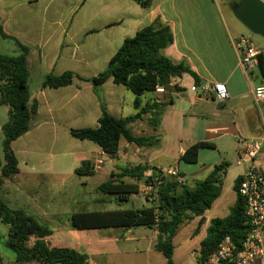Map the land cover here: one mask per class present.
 I'll list each match as a JSON object with an SVG mask.
<instances>
[{"label":"crops","instance_id":"0c3cea01","mask_svg":"<svg viewBox=\"0 0 264 264\" xmlns=\"http://www.w3.org/2000/svg\"><path fill=\"white\" fill-rule=\"evenodd\" d=\"M260 1L264 3V0ZM238 2L150 0L147 7H142L133 0H0L3 32L29 47L28 89L30 101H35L37 106L29 131L10 144L18 172L4 180L0 186V199L9 208L22 209L48 224L59 217L50 206L46 207L53 182L59 183L60 188L64 186L63 182L78 176L74 172L84 161L93 163V175L109 176L106 181L117 178L125 169L144 167L147 170L139 182L142 188L143 180L153 170L177 167L188 184L187 176L197 174L198 170L188 166L194 164L181 161L180 155L192 144L211 142L214 148L210 149L217 150L221 146L219 141L228 137L236 158L243 140L264 137V127L253 99V89L262 85L264 79L258 69L257 73L253 70L246 74L242 68L235 44L243 35L237 36L235 25L228 18L229 13L233 15ZM156 19L167 25L173 36L172 44L162 54L174 63H186L197 76L199 85L195 86L193 78L187 74L174 80L180 91L167 100L159 126L156 129L151 126L149 113L142 115V119L128 125L133 136L144 139L141 145L121 139L116 155L110 157L95 144L77 140L69 132L98 127L101 110L93 87L74 80L65 87L41 88V82L48 73L58 76L69 71L84 79L97 76L106 69L125 39L132 38ZM16 54L17 48L12 42L0 40V55ZM214 83L225 86L228 93L225 101L217 102L201 91L200 88ZM100 91L106 112L111 117L124 119L137 113L135 96L125 87L114 84L112 78L100 85ZM162 97V93L155 91L145 93L140 97L141 107L158 103ZM7 117L8 108L0 105V161L3 158L1 129ZM109 161L117 164L110 168ZM211 166L206 168L207 175L214 167ZM122 180L136 182L128 177ZM103 199L109 200L100 197L93 202L99 203ZM131 201L138 208L145 204L137 196ZM39 207L45 208L44 216L37 213ZM205 213L202 216L204 228L200 231H206L209 225ZM199 220L197 217L187 224L198 225ZM151 230L152 252L159 253L154 249L157 231ZM101 233L99 239L83 248L89 264H152L153 258L159 264H165L161 253L162 258L151 253L143 262L139 259V248H130L131 241L136 244L140 241L128 236L132 229ZM7 234L8 226L0 223V235H3L5 245ZM49 239L46 243L50 247H66L51 246ZM66 248L80 251L76 247ZM5 260L6 264H16L13 254H6ZM0 264H3L1 255Z\"/></svg>","mask_w":264,"mask_h":264},{"label":"trees","instance_id":"16d2710c","mask_svg":"<svg viewBox=\"0 0 264 264\" xmlns=\"http://www.w3.org/2000/svg\"><path fill=\"white\" fill-rule=\"evenodd\" d=\"M142 7H147L150 0H133ZM237 3V2H236ZM234 3V5H236ZM0 40L12 42L17 48L13 56L0 55V105L8 108L7 121L2 125V151L0 161V186L5 179L17 174V160L10 144L29 131L30 122L35 117L37 106L30 101L28 78L29 70L27 56L29 47L3 32L0 22ZM173 42L170 28L156 19L151 25L136 32L132 38L125 39L121 47L109 60L106 69L95 77L84 79L72 72L61 75L48 73L44 75L41 88H60L79 80L89 83L99 98L101 115L97 128L71 129L70 135L80 141H89L110 157L118 151L119 141L141 145L144 140L135 137L128 125L142 119V115H151V126L156 129L164 113L166 102H154L141 107L140 97L145 93L154 92L156 87L164 92L179 90L174 80L187 74L199 85L197 76L184 62L174 63L162 54L163 50ZM258 71L264 79V48L257 56ZM108 78L116 85H121L134 96V106L137 113L124 119H115L107 114L102 101L100 85ZM214 148L211 142H196L180 155V160L187 164H196L201 149ZM227 164L215 165L212 171L193 186L178 185L174 179L165 178L154 193L146 196L144 206L138 208L132 205L133 196L142 192L147 185V168L135 167L125 169L117 178H110L96 188V192L108 197L109 200H99V203H110L111 199L118 209L101 212H79L69 216L70 226L78 231L103 229H120L127 231L135 227H145L157 231L154 249L161 253L165 264H175L172 260V239L186 222L200 217L198 227L203 223V214L209 210L213 202L220 196L222 176ZM91 161H84L75 170V175L91 176L94 172ZM155 170H153L154 172ZM152 172V173H153ZM124 177L136 182L123 181ZM182 177H184L182 175ZM238 178L235 179L233 191L235 200L224 218H213L205 231V237L199 244L197 264L211 255L224 237H229L237 245L247 233L244 217V203L237 195ZM112 197V198H111ZM131 207L121 209L125 203ZM0 223L8 226L6 246L14 256V263L26 264H89L84 252L66 247H50L46 240L51 236V230L32 215L22 209H11L0 199Z\"/></svg>","mask_w":264,"mask_h":264},{"label":"rangeland","instance_id":"374dc122","mask_svg":"<svg viewBox=\"0 0 264 264\" xmlns=\"http://www.w3.org/2000/svg\"><path fill=\"white\" fill-rule=\"evenodd\" d=\"M228 18L235 25V33L237 36L243 35L244 37H249L257 50H262L264 48L263 38L250 33L240 22L235 19L232 13H229ZM254 73H257V70H254ZM178 91H180V89L175 90L174 92L162 93L163 97L161 100L167 103V100L173 96V93ZM219 142L221 143V146H219L217 150H212L210 148L201 149L197 163L194 165H188L194 170H198L197 174L187 176V182L189 186H193L196 181L202 180L207 175L208 170H206V168H208L209 165H212L211 167H213L218 165L219 162H225L228 165L225 174L222 176L221 194L213 203L211 209L208 210L204 215L207 222L213 218H224L228 215L229 208L233 205L235 200V193L233 191L234 181L236 177L242 172L241 167L236 165V158L233 156V146L229 138L225 137ZM219 158L220 160H218ZM121 162L122 161L119 163ZM213 162L215 164H213ZM163 163L165 165L168 164V162ZM113 164L116 165L117 163L114 161H109L108 163L110 168H112ZM200 169L202 170L199 171ZM108 177L109 176H103L99 173H95L94 175L88 177H71L62 183L64 186L61 188L59 183L53 182L50 202L48 205H46V207L48 208V206H50L52 210L56 211L59 217L56 220H50L48 224L39 220L41 223H45V225L51 230L52 234L49 239L51 246L63 245L66 247H76L83 252V248L87 247L90 242H95L96 239H99L102 236L101 232L120 231V229L78 231L73 229L69 223V216L72 213L83 211L101 212L118 209V206L114 203L113 199H111L110 203L93 202L95 198L105 197L104 195L96 192V188L101 183L106 181ZM79 203L81 205H79ZM81 206H84V208H80ZM130 207V202L120 206L121 209H127ZM37 213L44 216L45 208L39 207ZM187 223L189 222L184 223L173 239V261L175 264H197L196 259L198 257L199 242L205 235V229L200 231V229L204 228L203 224L198 227L194 222H191L190 224ZM0 236V255L3 264H6L5 255L8 254L11 256L12 254L6 248L3 235ZM128 236H130L131 239L137 238L140 240L137 244L135 241H131L132 243L130 248H139L140 251L137 256L140 260H142V262L147 259L146 257L153 253L151 249L153 232L151 229L145 227H135L132 228V233L128 234ZM153 254L160 256L159 258H162L159 253ZM133 255L135 256V253H133ZM150 263L159 264L158 260L155 258H153V261H150Z\"/></svg>","mask_w":264,"mask_h":264},{"label":"built area","instance_id":"2783aa9c","mask_svg":"<svg viewBox=\"0 0 264 264\" xmlns=\"http://www.w3.org/2000/svg\"><path fill=\"white\" fill-rule=\"evenodd\" d=\"M235 46L240 52V63L245 73L256 70L259 52L251 39L241 36ZM200 89L217 102L228 98L223 84L214 83L210 87ZM155 92L163 93L164 90L156 87ZM253 99L264 127V82L253 89ZM241 144L236 165L242 168V173L237 177L236 193L244 203L247 233L239 245L229 237H224L216 250L200 264H264V137L243 140ZM165 178L174 179L180 186L185 184L184 177L177 167H161L149 175L144 190L136 196L146 203V196L154 193Z\"/></svg>","mask_w":264,"mask_h":264},{"label":"water","instance_id":"95a60500","mask_svg":"<svg viewBox=\"0 0 264 264\" xmlns=\"http://www.w3.org/2000/svg\"><path fill=\"white\" fill-rule=\"evenodd\" d=\"M233 16L250 33L264 39V3L260 0H239Z\"/></svg>","mask_w":264,"mask_h":264}]
</instances>
